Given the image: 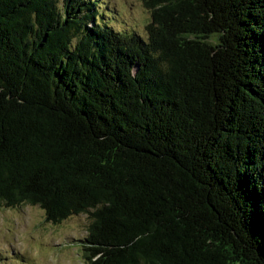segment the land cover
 Segmentation results:
<instances>
[{"label":"trees","instance_id":"16d2710c","mask_svg":"<svg viewBox=\"0 0 264 264\" xmlns=\"http://www.w3.org/2000/svg\"><path fill=\"white\" fill-rule=\"evenodd\" d=\"M0 0V204L86 214V264H264V0Z\"/></svg>","mask_w":264,"mask_h":264},{"label":"rangeland","instance_id":"374dc122","mask_svg":"<svg viewBox=\"0 0 264 264\" xmlns=\"http://www.w3.org/2000/svg\"><path fill=\"white\" fill-rule=\"evenodd\" d=\"M96 4L102 23L146 38L150 14L140 0H97ZM88 225L86 214L54 225L37 206L0 204V264H86L82 241Z\"/></svg>","mask_w":264,"mask_h":264}]
</instances>
